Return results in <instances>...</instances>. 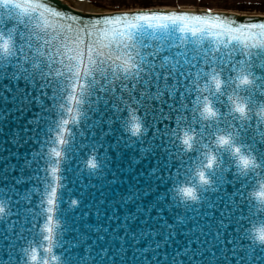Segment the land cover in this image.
<instances>
[{
	"label": "snow or ice",
	"instance_id": "snow-or-ice-1",
	"mask_svg": "<svg viewBox=\"0 0 264 264\" xmlns=\"http://www.w3.org/2000/svg\"><path fill=\"white\" fill-rule=\"evenodd\" d=\"M125 150L155 163L97 209L95 230H78L80 201L60 207L73 164L82 172L85 156L89 176L115 178ZM0 197V220H23L16 244L3 229L0 264H35L32 227L47 244L41 264H210L196 244L212 235L216 248L238 210L224 243L239 238L237 264H264V20L0 0Z\"/></svg>",
	"mask_w": 264,
	"mask_h": 264
},
{
	"label": "water",
	"instance_id": "water-1",
	"mask_svg": "<svg viewBox=\"0 0 264 264\" xmlns=\"http://www.w3.org/2000/svg\"><path fill=\"white\" fill-rule=\"evenodd\" d=\"M58 6L60 9H63L65 11L79 14L81 16H102V15H110V14H119L123 12L127 13H136V12H149V11H183V10H170V9H138V10H130V11H113L109 13H91L90 11L84 12L85 10L78 8L74 5L67 4L63 0H56ZM74 7V8H73ZM198 6H188L183 8H194ZM77 8V9H76ZM185 11V10H184ZM207 10H186V12L196 13V14H204ZM212 14H227L230 17L236 18L237 22H260L261 20H264V15H251V14H238L234 12H227V11H211ZM174 126V125H173ZM69 129H72V125L70 124ZM163 127V125H161ZM55 147L59 148V145H54ZM15 151V149H13ZM25 149L21 148L20 153H24ZM4 155H7L5 152ZM90 155V154H89ZM112 155V153H110ZM84 159H86L85 156L80 157L79 162V168L83 171H76V165L73 164V172L68 173L69 180L73 181L72 183L67 184V188L62 190L63 195V203L60 204L61 208L69 209V201L70 199L78 200L80 203L70 208L69 211L74 214L75 220L77 222V228L78 230L81 229V226L84 227H91L93 230H95V222L100 220L101 217L96 215L97 209H100L101 212H103V208L105 205L106 199L113 200L118 199L119 195L129 187L130 184L135 183L133 180V177L136 176L140 172L147 171L149 164H154L155 161H149L147 159H141L139 155L135 156V159H133V153L130 151L125 150L121 156L118 158V163L120 165V168L122 171H117L115 165H110V169L112 171H116L117 175L114 178L110 172H105L104 174L100 176H89L88 170L84 165ZM15 163V161H12ZM129 165H131V168H129ZM173 171H175L173 169ZM228 179H231V176L227 177ZM111 182V183H110ZM225 189L228 193H231L234 191V188L231 184H226ZM2 198V197H0ZM152 197H146L145 203H147L148 200H150ZM238 199V198H237ZM15 212V209L12 210ZM183 213V209L181 208V214ZM244 214H247V210H244ZM42 216L43 213H40ZM209 215H212V213H209ZM241 216L240 211L238 210L235 215L232 217L231 220L225 219L224 220V227L220 230V242L217 245L216 248H213V244L215 241L212 239V235H208L207 240L208 243L204 245L203 247L200 246L199 243L196 244L197 247L200 248L201 252H204L205 250H208V254L206 256V259L210 261V264H217V261H222L223 264H237L239 261V255H234L233 252L230 250L233 247L237 248L239 252H242L244 248H242L239 244V238H237L236 245H232L231 243L225 244L224 243V237L225 233H227V240L231 241L233 239L234 232L240 231V224L236 223V220L239 219ZM217 217V223L219 222V213H216ZM55 219V216H54ZM176 222L179 223V217L176 218ZM16 224L19 226L23 223V220L17 221L15 215H8L3 218V220H0V249H3L6 241L4 239L5 233L3 231L4 228L8 229L7 232V240L10 241L13 244H16L17 238L12 235L13 230V224ZM43 222L41 221V224ZM206 223L205 221H201V224L203 225ZM242 223H246V221H242ZM17 230H22L17 227ZM186 231V229H185ZM212 234H215L216 232V226L215 223L212 224V227L210 229ZM42 227H32L31 235L36 237V242L34 243L32 239L29 237L25 241V246H31L36 249L37 254V261L35 264H41V261L45 258L46 252L45 249L47 247L46 242L42 239ZM181 243H183V238L178 237ZM245 239H247L245 237ZM247 245H245L246 247ZM57 255H59V251L54 249ZM211 253H215V256H212ZM79 254V252L74 253ZM87 255V253H84ZM129 259L131 258L132 252L129 251L127 253ZM137 255H140L139 252H137Z\"/></svg>",
	"mask_w": 264,
	"mask_h": 264
},
{
	"label": "rangeland",
	"instance_id": "rangeland-1",
	"mask_svg": "<svg viewBox=\"0 0 264 264\" xmlns=\"http://www.w3.org/2000/svg\"><path fill=\"white\" fill-rule=\"evenodd\" d=\"M86 2L100 10L132 9L151 6H201L247 13H264V0H72Z\"/></svg>",
	"mask_w": 264,
	"mask_h": 264
},
{
	"label": "bare ground",
	"instance_id": "bare-ground-1",
	"mask_svg": "<svg viewBox=\"0 0 264 264\" xmlns=\"http://www.w3.org/2000/svg\"><path fill=\"white\" fill-rule=\"evenodd\" d=\"M66 3L68 4H71V5H74L78 8H81L85 11H90V12H94V13H101V12H104V13H109V12H112L110 10H104V11H101L100 9H97L95 7H93L92 5L86 3V2H79V3H74L72 0H64ZM189 5H183L182 7H188Z\"/></svg>",
	"mask_w": 264,
	"mask_h": 264
}]
</instances>
